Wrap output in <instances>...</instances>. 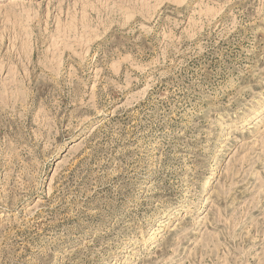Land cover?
Listing matches in <instances>:
<instances>
[{
	"label": "rangeland",
	"instance_id": "rangeland-1",
	"mask_svg": "<svg viewBox=\"0 0 264 264\" xmlns=\"http://www.w3.org/2000/svg\"><path fill=\"white\" fill-rule=\"evenodd\" d=\"M0 264H264V0H0Z\"/></svg>",
	"mask_w": 264,
	"mask_h": 264
}]
</instances>
